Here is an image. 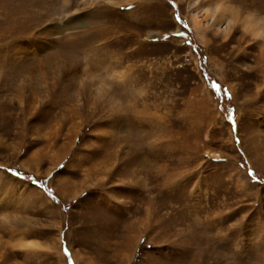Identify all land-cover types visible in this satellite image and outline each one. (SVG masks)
<instances>
[{
    "label": "rangeland",
    "instance_id": "374dc122",
    "mask_svg": "<svg viewBox=\"0 0 264 264\" xmlns=\"http://www.w3.org/2000/svg\"><path fill=\"white\" fill-rule=\"evenodd\" d=\"M0 264H264V0H0Z\"/></svg>",
    "mask_w": 264,
    "mask_h": 264
},
{
    "label": "snow or ice",
    "instance_id": "6c2138e0",
    "mask_svg": "<svg viewBox=\"0 0 264 264\" xmlns=\"http://www.w3.org/2000/svg\"><path fill=\"white\" fill-rule=\"evenodd\" d=\"M177 19L179 20V17H177ZM165 39L167 40L168 37H165ZM213 87H217L216 85H213ZM235 130V129H234Z\"/></svg>",
    "mask_w": 264,
    "mask_h": 264
},
{
    "label": "bare ground",
    "instance_id": "6f19581e",
    "mask_svg": "<svg viewBox=\"0 0 264 264\" xmlns=\"http://www.w3.org/2000/svg\"><path fill=\"white\" fill-rule=\"evenodd\" d=\"M64 1V3H68V0H63ZM218 20H219V18H218ZM54 72H56V71H54ZM58 72V71H57ZM61 74V73H60Z\"/></svg>",
    "mask_w": 264,
    "mask_h": 264
}]
</instances>
